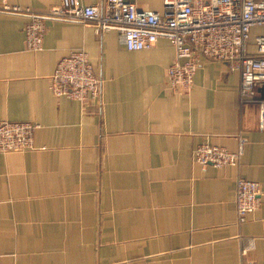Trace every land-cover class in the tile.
Returning <instances> with one entry per match:
<instances>
[{"label":"crops","instance_id":"crops-1","mask_svg":"<svg viewBox=\"0 0 264 264\" xmlns=\"http://www.w3.org/2000/svg\"><path fill=\"white\" fill-rule=\"evenodd\" d=\"M58 3L0 0L38 13ZM27 21L0 12V121L37 125L31 150L0 153V264H264V131L257 105L239 103V73L205 59L182 92L167 82L166 39L129 51L114 30L49 21L41 49L28 51ZM79 49L101 81L87 108L49 89L57 63ZM238 137V167L193 161L198 145L235 151ZM238 177L261 191L243 222Z\"/></svg>","mask_w":264,"mask_h":264},{"label":"built area","instance_id":"built-area-1","mask_svg":"<svg viewBox=\"0 0 264 264\" xmlns=\"http://www.w3.org/2000/svg\"><path fill=\"white\" fill-rule=\"evenodd\" d=\"M0 12L27 18L24 33L28 51L41 49L49 21L92 24L97 33L114 30L129 51L151 49L158 39H166L175 50L166 70L167 82L182 92L192 90L202 60L224 62L240 75L239 103L257 105L258 129L264 131V0H163L162 10L157 12L139 10L126 0H104L99 5L59 0L43 13L9 4H0ZM49 89L54 96L87 108L99 102L101 81L87 53L72 50L57 63ZM36 128L31 122L0 121V153L31 150ZM245 142L238 137L235 151L202 143L194 149L193 161L201 168L238 167ZM234 203L238 220L245 221L261 205L258 182L238 177Z\"/></svg>","mask_w":264,"mask_h":264},{"label":"rangeland","instance_id":"rangeland-1","mask_svg":"<svg viewBox=\"0 0 264 264\" xmlns=\"http://www.w3.org/2000/svg\"><path fill=\"white\" fill-rule=\"evenodd\" d=\"M224 149H226V148H224ZM226 150H228V149H226ZM230 151V150H229ZM224 168V167H223Z\"/></svg>","mask_w":264,"mask_h":264}]
</instances>
